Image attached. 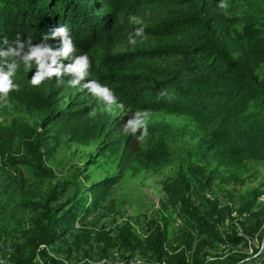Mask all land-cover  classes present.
I'll return each mask as SVG.
<instances>
[{
    "label": "trees",
    "instance_id": "obj_1",
    "mask_svg": "<svg viewBox=\"0 0 264 264\" xmlns=\"http://www.w3.org/2000/svg\"><path fill=\"white\" fill-rule=\"evenodd\" d=\"M220 4L221 0H0V52L15 48L19 40L23 55L29 42L45 43L52 30L65 26L76 48L74 56L87 54L91 61L88 77L76 87L69 84L75 75L64 72L59 79L33 86L35 64L26 69L19 62L12 80L20 90L11 91L8 98L41 116L34 124L15 117L10 125H0L1 168L15 175L11 216L19 224L18 214L30 215L0 264H65L50 256L48 248L68 257L73 247H91L92 240L105 252L137 250L158 264H215L203 252L208 244L237 246L254 237L262 224L254 207L264 190L254 189L238 209L218 197H204L199 208L190 201L191 182L182 172L163 182V191L188 228L169 236L163 217L162 223L151 220L143 235L129 222L114 235L96 231L92 237L83 227L70 232L76 218L96 207L133 162L143 167L169 162L165 134L195 139L196 153L207 166L192 174H199L207 185L216 177L225 183L239 181V167L251 160L264 162V79L259 75L264 67V14L229 15ZM138 29L141 35H136ZM47 43L59 48L61 38ZM12 59L0 55V68L6 70ZM71 62L58 61L65 66ZM86 80L106 85L133 111L186 115L194 126L151 121L148 137L140 141L139 132L125 133L116 117L104 110L90 115L93 108L85 97L89 91L80 86ZM62 137L80 143L104 138L120 150L119 171L91 182L87 197L61 201L63 188L45 160ZM22 167L31 173V182ZM245 214L255 218L254 227L221 229ZM245 256L234 254L216 264H264V251L253 261Z\"/></svg>",
    "mask_w": 264,
    "mask_h": 264
},
{
    "label": "rangeland",
    "instance_id": "obj_2",
    "mask_svg": "<svg viewBox=\"0 0 264 264\" xmlns=\"http://www.w3.org/2000/svg\"><path fill=\"white\" fill-rule=\"evenodd\" d=\"M223 2L227 4L225 9L229 15L241 16L244 12L264 14V0H223ZM259 75L264 79V67L259 69ZM85 97L93 110H104L110 116L116 117V122L123 127L129 119H134L137 113L117 100L111 106L112 110L107 111L109 106L106 102L97 99L90 92ZM7 99V105L0 102L1 126L10 125L15 117L30 124H34L40 118V114L29 113L17 101ZM157 120L175 124L189 123L194 126L193 120L186 115L168 111L149 112L147 123ZM164 139L171 152L169 162L161 166L146 167L133 162L96 207L76 218L71 225L70 232L77 233L79 228L83 227L91 231L92 237L96 231L114 235L120 225L129 222L139 235H143L149 229L151 220L162 223L163 217L168 220L169 236L188 228L178 214L177 207L166 201L163 191V182L171 180L178 172L184 173L189 178L191 187L187 194L190 196V201L199 208L204 197H218L222 202H229L238 209L249 200L254 189L264 190L263 161L251 160L239 167L236 170L240 176L239 181L225 183L220 177H216L211 185H207L199 174L196 173L195 176L192 174L197 167L207 166L196 153L195 139L172 133L165 134ZM119 152V148L107 144L104 138L80 143L62 137L59 143L54 145L51 155L45 160L46 165L54 171L60 187L63 188L64 196L61 201L70 200L71 202L82 196L87 197L86 188L91 182L115 175L119 171ZM22 169L26 180L31 182L33 178L29 170L26 167ZM222 173L227 172L222 171ZM14 180L15 175L9 170L2 169L0 164V259L4 258V254L11 252L12 244L18 241L20 236V229L28 226L30 216L24 212L18 214L19 224L11 216V206L16 198ZM162 203L166 205L163 206ZM254 210L261 213L262 224L248 242L237 246L212 243L204 248L203 252L209 255L215 264L218 263L216 260L224 262L228 256L238 253H244L246 255L244 259L253 261L259 253L264 251V194L257 199ZM254 225V217L248 214L236 215L234 221L228 220V223L222 225L221 229L226 230L234 226L240 231L244 228L250 229ZM48 251L50 256L56 260H63L65 264H128L129 262L130 264H158L157 261L140 254L137 250L113 248L105 252L97 247L94 240H92L91 247H73L68 257H66V252L56 251L53 247H49Z\"/></svg>",
    "mask_w": 264,
    "mask_h": 264
},
{
    "label": "clouds",
    "instance_id": "obj_3",
    "mask_svg": "<svg viewBox=\"0 0 264 264\" xmlns=\"http://www.w3.org/2000/svg\"><path fill=\"white\" fill-rule=\"evenodd\" d=\"M219 6L221 8H227V4L224 3L223 0H221ZM142 31V29H138L136 35H141ZM57 36L61 38V44L59 48L54 49L47 41L49 38ZM44 41L45 43L36 45H32L31 42H29L28 51L23 55H21V52L23 51L24 44L19 40L15 41L17 45L15 48L9 47L6 52H0V55L14 58L10 64L6 65V70L5 68H0V102L7 105L9 93L11 91L20 90V86L14 84L12 80L19 67V62H22L26 69H31L33 63L35 64L36 72L30 79V83L33 86H39L45 80L53 77L59 79L62 72L75 75L76 79L69 82L72 87H76L81 80L88 77L91 61L87 54L74 56L76 48L65 26H60L52 30L50 37L45 36ZM129 42L134 44L135 40L132 39ZM4 43H8L6 39ZM62 59L72 62L65 66L58 63V61ZM80 86L82 89H87L97 99L106 102L109 106L106 109L107 111L112 110L111 106L114 104L116 97L110 88L94 80H86L85 83ZM118 107H122V105H118ZM90 115L95 116V110H93ZM148 116V110L135 113V118L127 121L124 132L128 133L131 131L133 134L139 132L138 139L144 141L149 135L147 127Z\"/></svg>",
    "mask_w": 264,
    "mask_h": 264
},
{
    "label": "built area",
    "instance_id": "obj_4",
    "mask_svg": "<svg viewBox=\"0 0 264 264\" xmlns=\"http://www.w3.org/2000/svg\"><path fill=\"white\" fill-rule=\"evenodd\" d=\"M128 264H130V262Z\"/></svg>",
    "mask_w": 264,
    "mask_h": 264
}]
</instances>
